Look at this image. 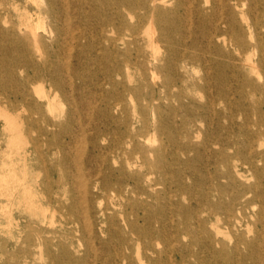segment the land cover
<instances>
[{
	"label": "bare ground",
	"instance_id": "1",
	"mask_svg": "<svg viewBox=\"0 0 264 264\" xmlns=\"http://www.w3.org/2000/svg\"><path fill=\"white\" fill-rule=\"evenodd\" d=\"M23 2L11 0L15 11L12 13L7 0H0V37L7 34L12 40V45L5 47L4 51L12 50L18 55L8 65L0 60L3 129L9 135L12 132L6 149L0 153V196L4 197L2 206L9 218V226L14 222L12 207L26 209L29 217H25L27 221L23 228H30L37 222L40 224L38 233H49L50 236L42 241L49 255L51 246L56 245L63 251L60 258L80 262L81 259H74L70 251L75 247L74 242L67 243L63 239L66 237V220H62L59 229L42 227L48 222L45 202L48 207L55 205L54 211L68 209L84 218L83 231L90 252L97 247L94 244L97 237L92 238L94 225L88 216L90 201L99 198L101 202L106 195H120V213L124 227L130 233V236L123 238L126 248H130L133 234L138 242L142 236L148 238L144 254L138 251V262L123 249L116 251L117 257L124 262L186 264L193 259L191 264H199L204 252L211 259L210 264H264V166L260 164L264 162V151L260 149H252L244 154L236 141L232 143L221 134L220 139L208 136L210 145L214 143L220 147L216 150L209 145L207 147L209 158H215L216 169L208 177L211 180L202 197L203 204L198 202L195 207L193 218L196 226L192 228L187 222L173 221L171 231H168L166 219L158 210L146 213L159 200V180L152 175L162 170L164 162L162 145L156 144L157 138L148 136V111L156 114L153 122L155 131H161L163 122L173 127L179 139H184L180 145L183 153H186L195 148L191 144L192 119L200 114V109L209 114V125L219 127L223 125V118L228 117L227 109H248L245 101L250 100L256 115L255 120L248 122V126L256 127L250 136L251 148L255 141L259 146L264 144L261 140L264 133L261 130L264 127V0ZM87 7L94 17L99 18L94 33L90 29L81 30L76 24L82 21L88 23L90 15L82 13ZM184 15L197 16L193 23L198 29L206 25L204 49L199 44V32L192 37L189 35L192 25L184 24ZM90 52L97 57H108L107 60L100 58L99 64L109 69L104 78L113 89H106L103 86L105 83L98 84L100 105L93 101L86 102L84 87L87 83L75 81L80 77V65ZM198 60L211 64L220 72L218 74L225 83L231 80L228 73H232V77L239 74L242 80L238 82L250 88L240 93L237 100L231 97L228 88L219 90L217 94L210 89L212 94L206 103L198 105L193 100L190 118L181 115L180 124L176 120L164 121L160 87L182 81L180 69ZM131 67L141 71L138 85L118 81L114 76ZM27 69L31 72H25ZM163 72L168 73L166 77ZM126 76L127 82L135 81L131 74ZM45 82L53 86L51 93L45 90L42 84ZM145 86L151 88L150 94L144 97L146 103L134 105L135 116L130 117L128 106L124 103L125 94L130 93L133 99V95L136 93L137 96ZM59 98L61 102L67 101V109L65 112L62 109L58 115L54 110L60 105ZM9 110H23L27 115L19 121ZM81 110H84L85 121L80 116ZM97 118L99 123L95 125L94 119ZM89 125L92 126L91 131ZM24 128L36 132L37 136H29L28 139ZM77 129L80 135L79 131L75 132ZM28 142L31 143L28 150L36 153L45 171V179L40 183L38 175H33L29 168V151L25 148ZM43 146L47 148L45 153L41 152ZM226 147L234 148L235 155L227 154ZM57 153L62 155L61 162L47 164L46 157L53 158ZM219 162L221 165L217 166ZM72 165L75 172L69 170ZM147 165H151L153 171H148L145 168ZM250 171L256 177V182L238 185V180L245 178V172ZM225 178L235 187L230 193L222 183ZM67 181L72 192L70 205L65 203L69 190ZM39 184L43 186L42 191L38 189ZM226 194L231 199L228 203L224 201ZM148 199H153L152 203ZM256 205L259 209L250 212L249 209ZM106 208H100L102 214H105ZM218 209L223 210L224 216L212 218L211 215ZM139 210H143L144 225L147 223L148 227L142 233L138 230L139 218L131 221L128 217L130 212ZM115 218V215H110L106 221L114 225L115 230H122ZM250 218H254L253 222L248 220ZM220 220H223L224 228L229 231L236 229L237 232L224 234ZM244 221H247V230L243 232L240 230ZM54 222L52 216L49 223L52 225ZM251 226L256 229L255 235H250ZM21 236L19 234L18 240ZM30 241L31 235H27L23 242ZM161 244L165 245L164 248L160 247ZM241 244L248 248L245 254L240 250ZM29 256L26 253L23 257ZM12 257L18 258L17 264H26L19 261V253Z\"/></svg>",
	"mask_w": 264,
	"mask_h": 264
},
{
	"label": "rangeland",
	"instance_id": "2",
	"mask_svg": "<svg viewBox=\"0 0 264 264\" xmlns=\"http://www.w3.org/2000/svg\"><path fill=\"white\" fill-rule=\"evenodd\" d=\"M21 1L23 2V0ZM7 6L11 7L12 13H15V11L13 10V4L11 3V0H7ZM82 13H87L90 15L89 21L88 23H85V21L76 23L77 26L79 25L78 28L81 30L90 29L94 33L99 18L94 17L92 15V11L88 7L84 8L82 10ZM13 17L15 18V16ZM196 17L197 16L193 17V16L184 15L183 22L188 26L192 25L191 33H189L190 36L196 35L199 32L198 34L200 35L199 44L203 46L205 42L204 32L207 31V29L205 30L206 27L205 24H203L199 29L196 25H194L193 21L194 22L196 21ZM108 28H111V26H108ZM11 41L12 40L10 38V35L1 34L0 60L4 62L5 65L13 63V61H15L16 58L18 57L15 51L12 50L4 51L5 47L12 45ZM199 52L202 51L199 49ZM90 53L91 54H89L87 58L83 60V63L80 65V69H79L80 77L75 78V81L79 83H87L84 87L86 102L87 100L93 101L94 104L100 105L101 99L97 93V91H99L98 84L105 83L103 86L106 89H110V88L113 89L112 85L106 84L107 82H105V78H104L109 69L107 68V66H101L99 64L101 59L107 60L108 57L106 56L97 57V55L94 54L93 52ZM208 54L209 53H207V55ZM204 63L205 62L202 63V61L199 60L195 63L191 62L186 68L180 69V71L182 70L180 72L183 77L182 81H179V83H168L167 85H165V87L162 86L160 87V95L162 96L161 108L163 112L162 115L164 121H167L168 119L170 121L176 120V122L180 124L181 115L190 118L191 115L189 113L190 112L189 110L191 106H194L193 100L198 105L206 103V101L209 99V95L212 94L210 89H212L215 92V94H217L219 90L223 91L228 88L231 92L230 93L231 97L237 100L240 97V93H242L243 91L247 92L248 89L250 88L249 86L244 85L243 83H239L240 80H242V77L239 74H236L232 77V73H228L229 76H231V80L228 79L229 80L228 83H225V81H223L220 75L218 74L219 71H217L215 68H212L211 64L209 63L204 64ZM25 72H31V71L27 69ZM128 74H131L135 81L127 82L128 78L126 75ZM167 74H168L167 72H163L164 77H166ZM217 74L219 76H217ZM114 76L118 81H124L125 83H129L130 85H138L139 79L141 78L142 75L139 69H137L136 67L135 68L131 67L129 70L124 69L122 74L116 75L115 73ZM42 84L44 85V88L47 92L51 93L53 91L54 88L50 83L45 82ZM150 91L151 88L145 86L142 92L137 94V96L136 93L133 95V99H131V94L126 92L125 94L126 100L124 103L128 106V115L130 117L135 116L133 114V106L136 104L138 105L139 103H146L144 97L148 96L150 94ZM66 102L67 101H63V102L60 101V105H57L56 110H54L55 111L54 113L59 115L60 113H62L61 111L62 109L65 112L67 109ZM245 102L248 106V109L243 108V110L237 111V109L234 108L233 111L231 110L232 112L230 111V109L226 110V114L228 115V117L223 118V122H222L223 125H221L222 128L221 126L218 127L215 124L209 125V121H210L209 114H207V112L204 109H200L199 112L200 114L192 119L193 129L191 131V135H192L191 144L192 146L194 145L195 148L186 151V153H183V150L181 149L182 144L180 145V143H182L184 139L183 140L179 139V135L173 129V127H168L165 124V122H163V127L161 131L160 130L159 132L155 131L153 122L154 119L156 118V114H154L151 110L148 111L147 113V118L149 120L148 136L157 138L158 141H156V144L162 145L164 162H163L162 170L157 171L152 175L155 179L159 180V184L157 185V192L159 193L160 196L159 200L158 202L153 203L154 204L153 208L148 210L146 213L150 214L151 212L153 211L155 212V210H158L157 212L158 213L160 212V215H163L162 217L166 219V223L168 225V231H171L173 221L176 223L187 222L190 224V226H192V228L196 226L195 224L196 221L193 218V216L196 214L195 207L197 206L198 202L200 204H203L202 197L206 192V190L208 189L207 186L211 180L208 177L209 175L214 174L216 169L215 158L214 159L209 158L207 147L209 145L214 150L220 147L219 144L216 145L214 143H211L210 145V142H207L208 141L207 139L209 137L214 139L216 138L220 139L219 134H221L223 138L229 140L232 143L236 141L237 147L244 154H246L252 149H260L261 151H264V144H262V146H259L258 145L259 143L256 141L254 142L253 148H251L250 136H251V132L254 131L256 127L253 125L248 126V122H250L253 119L255 120L256 115L252 110L251 101L246 100ZM9 112L12 115L17 116V119L19 121L21 120L20 118L25 117L27 115V112L23 110H17V111L9 110ZM80 112H81L80 116L83 117L82 119L83 121H85L84 110L83 111L81 110ZM2 114H4L3 109H0V153L1 151L3 153V150L6 149L7 144L9 143V138H11L10 135L12 133L11 132L9 135V133L3 129L4 118ZM124 116H122V120H124L125 118ZM98 121H99L98 118L94 119V124L97 125L99 123ZM106 123L110 124L108 122ZM110 127L113 128V125H110ZM91 128L92 126L90 127L89 125V131L92 130ZM194 129L195 130L199 129V131L196 132ZM261 130L264 132V127H262ZM77 131H79L78 134L80 135V130L79 129L75 130V132ZM25 135L29 139V136H33V137L37 136V133L34 131L25 130ZM111 135L112 133L110 132L109 136L111 137ZM177 135L178 138H176ZM180 138L182 139V137ZM261 140H263L264 142V133L262 134ZM101 142L104 144L103 141ZM107 142L108 139L106 143ZM25 148L27 150L31 149V143L28 142ZM41 148H42L41 152L45 153L47 148L45 146ZM28 151H29L28 152L29 168L33 175H38L37 178L40 183V181H43V179H45V171L42 169V163L37 158L36 153L32 152L31 150ZM225 151L227 154L230 155L233 154L235 155L236 152L234 148H229V147H226ZM61 158H62L61 153H57L55 157L53 158L46 157L45 160L47 164H51V163L61 162ZM260 164L264 166V162ZM220 165L221 163L218 164L217 166ZM221 167L226 170V167H224L223 165ZM145 168L148 171L151 170L153 171V167L151 165H147ZM69 170L72 172L76 171L73 165L70 166ZM245 175H246L245 178L243 177L242 180H238V185L239 183H244L245 185H249L256 182V177L252 175L251 171L245 172ZM222 183L227 187V191H229V193L233 189H235V187H233L234 185L230 184L229 179L225 178ZM66 186L67 189L69 188L71 189V185L69 181H67ZM38 189L42 191L43 186L39 184ZM70 189L67 191V196L65 199L66 205H70L72 201V192L70 191ZM107 196L108 195L103 197L101 199V202H99L100 201L99 198L90 201V210L88 212V216L94 225L92 238L97 237V239H95L94 241L95 247L96 246L97 247L96 248L93 247L94 249L89 252L88 241L83 231L84 218L82 217L80 218L76 213H72L68 209L54 211L53 209H55V205L48 207L47 203L45 202L46 199L41 195L42 201L45 202L44 208H48L47 211L48 222L46 224H43L42 227L45 229H59L61 228L60 226L62 224L61 223L62 220H66L68 222L64 228V233L66 234V237H64L63 239L67 243L74 242L75 247H73V249L71 248L70 251L74 259L75 258L81 259L80 262L79 261L75 262L73 260H65L64 258H60V256L63 255V251L60 247L56 245L51 246L50 249L51 253L49 255L46 246L42 242L44 237L50 236L49 233L48 232L38 233L37 229L39 228L40 224L37 222H34L30 228H25V229L23 228V224L25 223V221H27L25 217H29V213L27 212L26 209L22 207L18 208L16 206L15 207L13 206L12 215L14 222L12 226H9V218L6 214H4V210L2 206V201L4 197L0 196V264H4V263L17 264L18 258L12 257V255L16 253H19L21 255L19 261L22 260L21 262L26 264H57V263L58 264H129V262H124L117 257L116 251H118L119 249H123V251H126L127 253H131L132 257L138 262L137 260L138 251L140 252L141 255L144 254L147 248L146 244L148 238L142 236L141 240L138 242L137 236L133 234L132 237L134 240H132L130 244V248H126L127 245L123 241V238L125 236H130V233L128 232V229L124 227V222L122 220V215L120 213V210H122V207L119 205V203L121 202L120 195L117 196L109 195L108 197ZM230 200H231L230 195L226 194L224 199L225 203H228ZM148 201L152 203L153 199H148ZM101 207L104 208L107 207L105 214L101 213L100 211ZM180 207L182 208L181 210H179ZM258 209L259 207L258 205H256L254 207H251L249 210L251 212V211H257ZM218 210L214 211V213L211 215L212 218H215L216 216H219L221 218L224 216L222 212L223 210L222 209H218ZM143 213H144L143 210H139L135 212H130L128 214V217L130 218L131 221H137V218H139L138 222L140 223V226L138 230H140L139 232L141 233L144 232L145 228L147 227L146 226L147 223L144 225ZM110 215L116 216L115 218L116 224L121 225L122 230H115L114 225L112 226L110 225L109 222L106 221V218H108ZM52 216L54 217L55 222L54 224L51 225L49 223V220ZM248 220L253 222L254 218L252 219L250 218ZM98 222H101L102 225ZM243 223L244 225L240 231L244 232L247 230V225H246L247 221H244ZM219 224L223 227L222 230L224 234L227 233L229 234L230 232L234 234L237 232L236 229L235 230L231 229V231H229L228 229L224 228L225 224L223 220H220ZM254 230L256 231V229L251 226L250 235H255L256 232ZM19 234H21L22 236L18 240ZM27 235H31V241L24 243L23 242L24 238ZM100 240H102L103 242H100ZM164 246L165 245L163 244L160 245V247L163 248ZM240 250L242 251V253L245 254L248 251V248L246 247V245L241 244ZM93 251L97 254L93 253ZM26 253H29L30 256L23 257ZM201 255L202 257L200 259L199 264L211 263V259L208 256H205L204 252H202ZM94 260L95 262H93ZM192 261L194 260L192 259ZM191 262L190 263L186 262V264H191ZM151 264H156V263H151Z\"/></svg>",
	"mask_w": 264,
	"mask_h": 264
}]
</instances>
